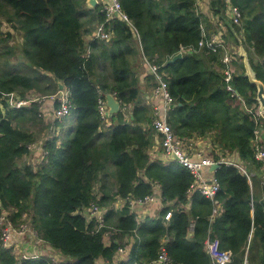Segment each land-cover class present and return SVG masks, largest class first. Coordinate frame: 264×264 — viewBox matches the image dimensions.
Masks as SVG:
<instances>
[{
  "label": "trees",
  "instance_id": "trees-1",
  "mask_svg": "<svg viewBox=\"0 0 264 264\" xmlns=\"http://www.w3.org/2000/svg\"><path fill=\"white\" fill-rule=\"evenodd\" d=\"M120 1L137 31L114 19L107 25L114 31L111 40L87 42L85 35L106 18L100 3L90 7L87 0H0V11L20 31L25 58L34 69H0V102L11 91L23 98L35 89L53 95L61 81L76 115L64 139L47 141L41 163L34 165V159L21 164L19 159L38 140L22 124L39 118V103L6 111L0 107V214L10 211L17 223L25 212H33L39 235L70 258L58 264H97L99 258L109 264H156L163 249L169 261L162 264H214L206 246L209 238L219 239L220 249L231 253L228 264H264V195L256 193L259 182L264 186V162L256 159L254 147L264 119L255 118L257 85L241 63L231 80L241 98L228 89L223 72L228 41L224 47L210 44L220 33L219 25L200 11L196 0ZM231 1L241 10L240 25L225 20V0H212L213 14L224 20L235 41L239 33L256 78L264 82V0ZM2 37L0 33L4 41ZM137 44L168 81L175 99L168 122L176 135L189 143L209 137L218 149L212 153L216 159L239 153L249 174L221 163L215 171L221 184L218 204L199 191L189 194L194 177L185 166L151 159L156 136L160 142L163 138L152 125L155 114L145 102L136 70ZM179 52L182 57L169 62ZM234 56L233 65L238 66L236 52ZM146 81L153 90L158 84L150 69ZM107 93L121 101V110L109 122L98 108L99 98ZM111 175L113 188L107 183ZM99 181L101 192L95 190ZM157 185L159 216L138 219L126 198L151 195ZM120 201L125 202L119 206ZM93 203L105 212L103 224L87 214ZM219 204L222 208L213 216ZM113 230L116 236L108 244L105 236ZM124 237L127 244L122 245ZM120 247L129 248V256L116 262ZM0 264L52 263L48 257L18 259L4 247L0 234Z\"/></svg>",
  "mask_w": 264,
  "mask_h": 264
},
{
  "label": "built area",
  "instance_id": "built-area-1",
  "mask_svg": "<svg viewBox=\"0 0 264 264\" xmlns=\"http://www.w3.org/2000/svg\"><path fill=\"white\" fill-rule=\"evenodd\" d=\"M101 5H103V12L106 15V18L103 22L98 23L94 32L91 34V40L92 39H98L101 41H109L114 36V31L111 27L107 28V25L114 19H120L124 22H126L128 25L132 27L135 31V26L133 25L132 20L128 16V14L124 11L122 7V3L120 0H98ZM202 0H196L197 5L200 4ZM231 14H232V21L234 23L239 24L241 21V10L238 6H233L231 8ZM109 26V25H108ZM210 44L212 45H220L224 47L226 45V39H224L222 34H214L211 37ZM200 45H204V41L202 40L200 42ZM145 58V57H144ZM235 56L234 53H230L228 50H226L225 55L223 57V62L225 63V68L223 69L225 80L228 82V89L233 92V95H238V93L234 90L231 80L233 78V72H234V61ZM145 61L148 63V67L154 75H156L158 79V84L156 88L153 90V94L155 97L162 98L161 104H156L153 108L155 118L152 122L153 127L155 128L157 134L162 135V141L161 146L163 147L164 151L169 155L172 160H175L179 162L181 165L185 166L189 171L192 173L194 177V181L192 182L190 188H189V194L192 195L194 192L199 191L202 195L205 197L213 200L216 204H218L217 200V194L221 188V184L219 180L215 176V171L211 170V166L215 163H227V164H234L237 167H239L242 171L249 174L246 171L245 166L242 164V161H233L231 159H228L227 157L221 156L219 159H216L214 156L205 155L204 153L200 151H196L194 153H191L189 146H192L188 141L179 138L176 133L174 132V129L172 128L171 124L168 122V116L169 111L172 108L173 105H175V99L172 96V94L169 91L168 87V81L163 76V73L160 72V65L150 63L149 61ZM240 97V96H239ZM241 98V97H240ZM49 99L52 101L53 108H52V114L55 117V119H61L67 117L72 112V102H71V96L70 91L67 88L60 89L57 93L50 95ZM34 101H37L35 99ZM41 102V100H39ZM32 101L21 97V95L18 92H10L5 93L3 100L0 102V107H2V104L4 107L6 105L9 106V108L13 107H22L26 106L28 103H31ZM98 108L101 117L104 120H108L109 122V106L107 103V98L100 97L98 101ZM252 112V110H251ZM256 120L264 119V111L260 110L258 108L257 112L255 113ZM255 147V157L256 159L264 162V142L261 139V128L256 130V139L254 142ZM173 154L177 156V159L174 158ZM196 155V157H194ZM206 170H209L213 176L208 177L206 174ZM264 178V176H263ZM159 188L160 186L157 185ZM157 188V189H158ZM158 192H154L151 195H147L143 198H126L129 200L131 205V210L133 212H136L138 215V219L140 218V212L138 211L139 208L145 209L152 201L159 200L161 198V194ZM125 201H120L118 203L119 206H121ZM220 204L217 205V207L214 209V214H218L220 211ZM88 215L90 219L96 218L100 224H103L104 218H105V212L102 210V208L93 203L90 207L87 208ZM145 213V211H144ZM143 213V214H144ZM142 214V215H143ZM28 212H25L22 217L19 219L21 220L24 218V224L20 227V234L26 233L30 228L28 226V221H26ZM171 213H169L168 218H170ZM14 220L10 216V211H5L2 214H0V234H1V240L5 248L11 249V245L9 244L11 240V231L14 229L13 223ZM36 231L37 236H39L43 241L48 243L42 236L39 235L38 230L33 227ZM194 224H192L191 229L193 230ZM51 247L52 245L48 243ZM207 251L210 254L213 263L214 264H228L231 260V253L226 250L220 249V242L219 239H207ZM53 248V247H52ZM128 248L120 247L119 254L124 255L127 253ZM60 258L53 260L51 259L52 264H58L60 261L63 260V257L60 253ZM42 257V256H41ZM39 257V258H41ZM169 256L167 254V251L163 249L161 252L158 261L156 264H162V263H168Z\"/></svg>",
  "mask_w": 264,
  "mask_h": 264
},
{
  "label": "rangeland",
  "instance_id": "rangeland-1",
  "mask_svg": "<svg viewBox=\"0 0 264 264\" xmlns=\"http://www.w3.org/2000/svg\"><path fill=\"white\" fill-rule=\"evenodd\" d=\"M225 1H227V3L230 2V0H225ZM0 16H1L0 17V33H3L2 38L5 39L4 41L3 40L1 41V38H0V69L10 68L12 70H15V71L19 70L24 73H31L32 71L34 73V69L31 68V65L27 67V65L18 64V62H20L19 59L25 58V55L23 52V45H22L23 37L20 31H17L15 29L12 30L11 28L12 25L6 21L7 14L5 12L2 13L0 11ZM225 16L227 17L225 18V20L231 23L229 15L226 13ZM215 24H219V21L217 22L215 21ZM95 26H93L92 31L95 29ZM11 30H12V35H10L9 33V31L11 32ZM226 38H227L226 42L228 41L227 50L230 53H234V54L236 52L237 57H239L240 59L241 56L238 54L240 42L238 41L237 37L236 39L238 42L235 41V39L230 35L228 31H226ZM25 59L27 62L29 61V59L27 58ZM16 64L20 66L18 67ZM49 96L50 95H45L42 91H38L37 89L27 91L26 93V98L32 101L31 103H28L26 106H29V105L31 106L33 104V101L37 99V102L39 103L38 109L40 108V114H39V118L36 119L35 121L24 122L22 124L23 128L29 129V130L32 129L33 131H35L36 137L38 140L29 146L30 155L28 154L26 155V157L19 159V163L21 164L33 163L34 159H36L34 162V165H38L39 163H41V160L44 159V156L46 154L45 149H46L47 141L54 136L59 137V142L60 140L64 139L65 129H69V126L71 125L74 118L76 117L75 113L71 112V114H69L65 118L55 119V117L52 114L53 104H52V101L49 99ZM39 100H41V102ZM2 107L3 108L1 109L3 111H6V109H9V107L7 106L4 107L3 104H2ZM129 117H130V114H128V118ZM260 128L264 130V128L262 127ZM160 146H161V143H160ZM188 149H190L191 153L198 151L197 147L194 145L189 146ZM213 150L214 149L212 147L210 150L207 151V153L210 154V151L212 153ZM35 153H38L39 156L36 157ZM107 183L109 186H111V188L114 187L115 178L113 177V175L109 177ZM101 187H102V182L99 181L95 186V190L97 192H101L100 190ZM161 203H162V200L160 198L159 200L152 201V203H150L147 207H145L144 209L145 213L143 215L146 214L145 216L146 219L159 216V212L161 211V207H162ZM26 221H28V226L30 229L24 234L19 233L20 227L25 222L24 218H22L21 220L18 219L17 223H15V221L14 222L12 221L14 229L11 231V240L9 244L11 245V250L13 251V254L18 259H25V258L35 259L41 256L48 257L53 260L60 258L61 252L58 249H55L54 247L52 248L48 243H46L39 236H37L36 231L33 228L35 227L33 212H28ZM113 234H115L114 230L112 232H109L105 236V241L107 242L109 239L113 238V236H116ZM131 241L133 242V238H131ZM121 243L122 245L127 244L125 237L121 239ZM128 253H129V248L127 249V253H125L127 257L129 256Z\"/></svg>",
  "mask_w": 264,
  "mask_h": 264
},
{
  "label": "crops",
  "instance_id": "crops-1",
  "mask_svg": "<svg viewBox=\"0 0 264 264\" xmlns=\"http://www.w3.org/2000/svg\"><path fill=\"white\" fill-rule=\"evenodd\" d=\"M211 2L212 0H202L200 2V4L198 5L199 9L201 12H203L206 16H208L209 18H211L212 21H219V34H225L226 35V31H227V25L225 24L224 20L219 18L218 15H214L213 14V11L211 9ZM229 6H228V9H227V14L229 15L230 19H232V14H231V8L233 6H237L235 5L231 0L230 2L228 3ZM13 30V29H12ZM11 30V32H12ZM85 40L87 42H90L91 41V33L89 34H86L85 35ZM90 38V39H89ZM90 40V41H89ZM23 42L24 40L22 41V45H23ZM233 44V43H232ZM140 46V58L138 59V61L136 62V70L138 71V73L140 74V84L143 86V93L145 95V102L152 106V108H154V106L156 104H161L162 103V98L160 97H155L154 94H153V89L149 88L146 86L147 84V81H146V77H147V73H148V63L145 61V58L143 56V53L141 52V45L140 44H137ZM234 45V44H233ZM20 62H18V64H22V65H27V67L30 66V64L26 61V59H19ZM11 62V61H10ZM237 62H238V66H236L235 64L233 65L234 66V70L238 69L240 70L241 69V63H244V59L242 57H240V59H237ZM17 63V62H16ZM15 64V63H14ZM16 64L18 67L20 65ZM64 88V86H63ZM261 139L263 140L264 142V130L261 129ZM190 144L193 146H196L198 151L204 153L205 155H209V156H212L213 157V154L214 152H218V149H214V147L212 146V143L210 142V139L209 137H204V136H199L197 138H193L192 140H190ZM213 147V151L211 153L210 151V154L207 153L208 150H210L211 148ZM150 157L152 160H161L165 163H170L172 160V158L167 155V153L164 151L163 147L160 146V141L158 140V137L156 136V142H155V145L152 147V149L150 150ZM196 157V155L194 156ZM228 159H231L235 162L237 161H240V155L238 152H234V153H228V156H227ZM263 172H264V169H263ZM206 174L208 175V177H211L213 176V174L209 171V170H206ZM215 174V173H214ZM264 176V173H262L261 175V178ZM261 181V179H260ZM263 181L259 182V184L256 185V193L259 194L260 196H263L264 195V188H263ZM156 188V187H155ZM158 193L161 194V190L158 188L156 189ZM157 193V194H158ZM220 208H222V205L219 206ZM140 212V218L141 219H144L146 214L145 215H142L144 213L143 209L141 211V209L139 208L138 210ZM111 239H109L106 243H110ZM62 255V253H61ZM63 257V255H62ZM64 259H67L69 260L67 257H63ZM127 258V255L124 254V255H121V254H118L115 256V261L118 262L120 260H124ZM73 260V259H72ZM70 262V261H68ZM97 264H109V262L107 260H105L104 258H99L97 260Z\"/></svg>",
  "mask_w": 264,
  "mask_h": 264
},
{
  "label": "water",
  "instance_id": "water-1",
  "mask_svg": "<svg viewBox=\"0 0 264 264\" xmlns=\"http://www.w3.org/2000/svg\"><path fill=\"white\" fill-rule=\"evenodd\" d=\"M87 3L90 7H95L99 4V1L98 0H87ZM231 27L233 28V31H234L233 24H231ZM235 35L238 41L240 42L238 54L244 59L246 75L249 77L252 83H255L257 85V88H258L257 99L259 102V108L260 110L264 111V82L256 78V74L250 64L249 53L246 47L244 46L243 40L238 32H235ZM182 55H183L182 52L177 53L169 62H174L178 60L179 58L182 57ZM59 87L60 89L63 88V84L61 81H59ZM106 98H107V103L109 106V117H110L118 113L121 110V101L118 100L117 97L113 93H107ZM173 156L175 159H177V156L175 154H173ZM219 167H220V164L215 163L211 166V170L216 171Z\"/></svg>",
  "mask_w": 264,
  "mask_h": 264
}]
</instances>
